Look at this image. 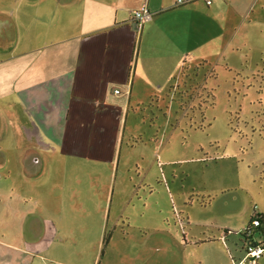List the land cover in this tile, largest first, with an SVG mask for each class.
Here are the masks:
<instances>
[{"label":"crops","instance_id":"0c3cea01","mask_svg":"<svg viewBox=\"0 0 264 264\" xmlns=\"http://www.w3.org/2000/svg\"><path fill=\"white\" fill-rule=\"evenodd\" d=\"M141 6L151 15L138 22ZM262 10L264 0H0V190L14 201L0 220V264H101L117 238L138 245L128 264H232L209 238L182 235L167 254L165 236H149L165 216L131 234L123 213L154 192L166 202L165 170L144 149L159 144L154 112L165 116L161 97L184 68L243 69L253 50L264 73Z\"/></svg>","mask_w":264,"mask_h":264},{"label":"rangeland","instance_id":"374dc122","mask_svg":"<svg viewBox=\"0 0 264 264\" xmlns=\"http://www.w3.org/2000/svg\"><path fill=\"white\" fill-rule=\"evenodd\" d=\"M259 18L264 21V10ZM253 52H248L243 69L222 61L188 65L170 87L175 96L170 94L163 102L161 97L160 104L168 107H161L165 116L154 112L159 117V144L146 145L144 152L146 158L157 154L161 171L165 170L166 202L159 201L154 192L145 208L134 205L123 214L130 220L131 234L140 221L150 229L152 220L165 216L166 230H149V236H165L161 247L167 254L179 249L182 235L189 241L209 238L223 245L235 263L246 252L240 231L247 227L253 209L264 214V73L256 71ZM153 170L145 179L150 185L155 183ZM10 196L0 190V220H11L9 203L14 201ZM78 213L75 208L73 219ZM225 232L223 241L215 240ZM133 246L138 247L133 240L115 239L104 249L101 264H128ZM199 248L212 252L207 244ZM262 253L256 259L259 264H264V249ZM193 261L196 258L185 257L187 264ZM181 262L182 257L176 255V263ZM208 263H213L209 257Z\"/></svg>","mask_w":264,"mask_h":264},{"label":"built area","instance_id":"2783aa9c","mask_svg":"<svg viewBox=\"0 0 264 264\" xmlns=\"http://www.w3.org/2000/svg\"><path fill=\"white\" fill-rule=\"evenodd\" d=\"M178 3L183 2V0H177ZM206 4H210L211 0H204ZM151 12L145 7L141 6L139 9H137L134 12V18L138 22L143 20L144 18L150 17ZM115 92H118V90H115ZM255 208V206H254ZM255 212V217L253 221V226H257L259 223V215L256 211ZM264 249V242H259L257 240L250 239L246 242V252L244 256L240 259H238L237 262L232 263V264H255L256 259H258L261 256V253Z\"/></svg>","mask_w":264,"mask_h":264},{"label":"trees","instance_id":"16d2710c","mask_svg":"<svg viewBox=\"0 0 264 264\" xmlns=\"http://www.w3.org/2000/svg\"><path fill=\"white\" fill-rule=\"evenodd\" d=\"M255 209H253L252 211V214L250 216V219H249V223L247 225V227L240 231V234L241 236L243 237V240L245 242H247L248 240L250 239H253V240H257V241H260V242H264V214H260L259 215V224L257 226H253V221H254V217H255ZM104 244L106 243L107 241V234L104 235Z\"/></svg>","mask_w":264,"mask_h":264},{"label":"water","instance_id":"95a60500","mask_svg":"<svg viewBox=\"0 0 264 264\" xmlns=\"http://www.w3.org/2000/svg\"><path fill=\"white\" fill-rule=\"evenodd\" d=\"M263 226H264V224H263Z\"/></svg>","mask_w":264,"mask_h":264}]
</instances>
